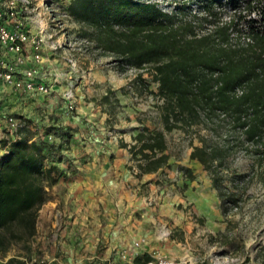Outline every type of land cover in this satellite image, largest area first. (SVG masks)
<instances>
[{"label":"trees","instance_id":"1","mask_svg":"<svg viewBox=\"0 0 264 264\" xmlns=\"http://www.w3.org/2000/svg\"><path fill=\"white\" fill-rule=\"evenodd\" d=\"M196 1L203 14L195 18L143 0H70L67 7L81 35L115 56L121 68H147L157 84L156 90L150 89V82L137 74L145 89L162 98L163 121V129L142 126L128 146L139 174L170 165L164 130H190L214 118L226 120L231 131L240 132L241 142L264 158V0H225L231 9L227 19L219 16L221 0ZM20 131L0 160V257L19 246L5 264L31 260L39 210L50 198L47 187L63 175L55 164L63 144L48 135H70L56 126L46 128V137L29 127ZM198 140L189 159L208 171L225 214L239 199L223 184L224 160L232 144L207 136ZM185 171L192 180L191 170ZM244 176L235 174L231 180Z\"/></svg>","mask_w":264,"mask_h":264},{"label":"rangeland","instance_id":"2","mask_svg":"<svg viewBox=\"0 0 264 264\" xmlns=\"http://www.w3.org/2000/svg\"><path fill=\"white\" fill-rule=\"evenodd\" d=\"M3 1L0 0V3ZM69 1L30 0L28 6L16 3V18L27 30L29 38L38 40L37 48L30 42L25 44L24 55L31 56L35 50L40 54L41 59L36 62L39 79L43 81L46 77L50 84L61 85V94L70 85L74 97L73 108L70 110L73 112L86 110L90 106L89 108L94 107L105 113V135L116 137L119 144L125 143L124 138H129V130L137 129L133 131L136 134L144 125L163 129L159 107L162 101L137 81V74L142 73V77L150 82L149 88L156 90L157 84L151 80L149 70L121 68L115 56L103 52L81 35V26L73 22L67 13ZM143 1L155 2L166 11L177 10L185 18L203 14L196 0ZM221 4L223 7L219 16L227 19L231 9L225 0H221ZM55 45L56 48L53 47ZM8 55L4 53L3 58L8 59ZM68 58L75 65H71ZM26 64L33 65L35 61L29 59ZM60 98H63L62 95ZM7 113L22 123V130L26 127L24 119L10 111ZM1 125L0 148L5 150L11 134L3 117ZM46 128L45 125L40 133L35 131V135L46 137ZM164 133L170 153V165L159 170L155 175L157 178L142 184L140 190L141 195L148 196V183L151 182L156 185L158 194L167 197L159 204L154 201L149 203L146 199L145 204L156 210L162 208L161 211L164 212L157 211L161 221L153 215L155 221L144 224L152 230L155 226L158 227L155 235L158 233L159 249L184 264H264V158L254 155L252 147L241 142L240 132L231 131L226 120L214 118L207 125H195L190 130L174 127L164 130ZM119 134L122 136L118 137ZM133 136L132 142L128 141L129 144L134 142ZM200 136H207L218 142L229 140L232 144L224 160L223 184L236 191L239 199L236 204L228 205L225 214L221 211L217 191L208 171L189 159L191 147L199 143ZM66 137L60 138L53 133L48 135L55 144H63L60 161L68 159L66 153L71 135ZM56 157L55 155V160ZM127 168L133 175H141L131 158ZM185 168L191 170L194 176L192 180L187 179ZM235 174L245 176L231 180ZM160 189L162 193H159ZM49 195L51 198L50 191ZM136 213L140 218V213ZM64 218L71 219L60 212H53L50 220L44 214L38 216L36 234L31 241V260H27L26 264L67 262L64 247L70 240L61 230ZM164 228L169 229L168 236L162 234ZM140 238H144L143 245H135V241ZM146 243L147 239L142 236L127 248L133 261L146 262L152 258L151 251L141 252ZM18 248L16 245L5 257H0V264H5L9 256L17 254Z\"/></svg>","mask_w":264,"mask_h":264},{"label":"crops","instance_id":"3","mask_svg":"<svg viewBox=\"0 0 264 264\" xmlns=\"http://www.w3.org/2000/svg\"><path fill=\"white\" fill-rule=\"evenodd\" d=\"M4 53L1 48L0 57ZM8 56L7 60H11L12 56ZM43 81L47 82V78ZM61 90V85L52 83L49 94L36 95L2 84L0 132L4 110L24 119L26 127L32 131L40 133L45 125L69 129L68 159L55 163L63 175L49 188L52 197L43 203L38 215L44 214L48 220L53 212L71 217L62 222V233L70 240L64 247L67 262L63 263L122 264V255H130L127 248L142 236L147 243L141 252L151 251L152 257L157 252L165 254L159 249L158 233L155 235L158 227L152 230L144 224L155 221L153 215L161 221L157 211L164 213L162 208L146 207V199L159 204L167 197L158 194L156 185L151 182L148 183L149 195L140 193L141 185L157 178L159 170L135 176L127 168L131 156L128 146L137 129L129 130V138H124L126 146L119 144L116 137L105 135V113L90 106L73 112L68 109L67 101L60 98ZM4 151L0 148V160ZM136 212L140 213V218Z\"/></svg>","mask_w":264,"mask_h":264},{"label":"built area","instance_id":"4","mask_svg":"<svg viewBox=\"0 0 264 264\" xmlns=\"http://www.w3.org/2000/svg\"><path fill=\"white\" fill-rule=\"evenodd\" d=\"M22 3L24 6L30 4V0H4L0 3V48L5 53L12 56L11 60L0 57V86L2 84H10L14 88L27 90L33 94H49L51 92V84L39 81L38 68L36 62L41 59L40 54L35 50L31 56L24 55V46L30 42L37 48L38 40L30 39L27 30L23 27L21 21L16 18V3ZM3 17H5L3 19ZM56 48L57 46H53ZM31 59L35 64H26ZM71 65L75 62L68 58ZM237 92L241 90L237 89ZM63 98L67 101V107L73 108V93L71 86H67L62 92ZM162 101V98H160ZM7 129L11 134V139L21 136L22 123L6 110L2 112ZM169 229L164 228L162 234L168 236ZM144 238L135 241V245H140ZM123 264H184L183 261L177 260L175 257L168 256L157 252L150 260L146 262H135L130 256L122 255Z\"/></svg>","mask_w":264,"mask_h":264}]
</instances>
